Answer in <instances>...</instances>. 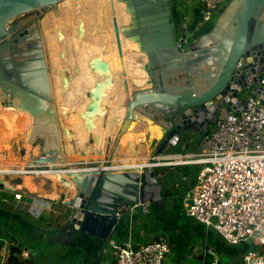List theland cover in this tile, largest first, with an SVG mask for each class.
Returning <instances> with one entry per match:
<instances>
[{"label":"water","instance_id":"1","mask_svg":"<svg viewBox=\"0 0 264 264\" xmlns=\"http://www.w3.org/2000/svg\"><path fill=\"white\" fill-rule=\"evenodd\" d=\"M60 1L0 0V103L3 100L5 106L26 112L32 119L29 142L38 145L39 158L28 161L26 166L66 174L61 183L70 187L74 195L64 200L70 214L63 231L69 230L73 239L94 242L101 250L128 216L137 215L145 205L161 202L163 185L148 165L111 169L113 151L102 166L80 172L69 168L65 161L41 26L43 12ZM120 1L130 14L122 33L146 55L143 70L149 80L146 86L136 88L132 98L129 96L114 147L124 133L140 122L161 125L164 146L175 143L171 139L178 140L182 131L196 134L199 143L210 121L197 112L205 109L206 103L231 92L230 85L235 81L241 89L246 88L247 75L237 79L233 75L245 58L253 57L255 64L264 63V26L263 30L256 27L258 17L264 16V0H231L214 24L200 29L189 43L184 39L178 42L176 0ZM91 67L103 73L109 69L101 60L92 62ZM232 92L237 96V91ZM95 99L97 104L98 96ZM219 109L220 106L211 107L209 111L217 113ZM201 118L204 121L199 125ZM0 190L13 191L3 181ZM138 204L142 207L117 214V207ZM246 243L250 245L252 241Z\"/></svg>","mask_w":264,"mask_h":264},{"label":"bare ground","instance_id":"2","mask_svg":"<svg viewBox=\"0 0 264 264\" xmlns=\"http://www.w3.org/2000/svg\"><path fill=\"white\" fill-rule=\"evenodd\" d=\"M60 3L56 15L43 17L42 35L48 57L57 119L60 125L64 121L68 122V125L62 126L63 133L60 131L64 142V158L67 163L77 161L79 157L86 161L91 160L93 156L104 159L108 156L109 150V146L106 147L107 140L114 139L118 132L126 113L129 96L132 98L136 88L146 86L149 80L148 73L143 70L146 55L140 52L135 41L126 38L122 33L130 22L128 19L130 14L124 11L123 4L119 3V0H62ZM227 5L222 7V11ZM263 26L264 16H259L256 20L257 30H263ZM181 39H183L181 36L178 37V42ZM184 46L185 43L181 45V49ZM129 51L134 52L129 53ZM65 54L67 58H65ZM95 60L106 62L109 66L108 71L103 73L93 70L91 63ZM67 65L70 68V73L66 69ZM67 85L71 86L67 88V93H64L63 89ZM72 87H76L77 91L72 90ZM132 90L133 92H131ZM96 96H98L97 104H95ZM1 103L0 117L4 121L8 136L12 135L15 129H22L24 141L27 144L30 143L32 128L30 115ZM72 104L75 105L77 115L80 112L82 114L85 112L89 115L88 120L92 121L95 116L93 127L96 129L93 132V145L90 144L87 137H82L79 134V120L73 123L69 115L67 117L68 107ZM87 131L90 132L91 129H87ZM161 136L160 125L138 123L119 141L121 146L122 144L126 145V152L115 153L112 161L120 159L123 162L122 166L138 167L140 164L136 166V161L140 160L145 153L139 152L141 145L147 138L156 140ZM26 150L28 151V149ZM35 156L33 155L32 158H37ZM24 157L26 156L24 155ZM26 158L28 159H22V162L17 164V159L3 157L0 153V181H3L9 188L13 189L14 186L17 189L20 188V184H12L5 176L27 174L24 166L30 157ZM13 165H18L20 168L15 169L11 167ZM120 167L115 166L117 170H120ZM89 168L91 167L73 170L80 172ZM34 174L44 176L54 183L58 181L61 183V179L66 176L64 171L52 169L35 170ZM23 179L25 186L30 191L38 192L37 181H33L36 178L25 175ZM66 188L70 190V187L66 186ZM70 195L72 194L70 193ZM51 197H57V194L54 192ZM121 207L125 206L117 207L116 210Z\"/></svg>","mask_w":264,"mask_h":264},{"label":"built area","instance_id":"3","mask_svg":"<svg viewBox=\"0 0 264 264\" xmlns=\"http://www.w3.org/2000/svg\"><path fill=\"white\" fill-rule=\"evenodd\" d=\"M194 1L195 18L187 24L191 19V1L187 4V0H176L177 10L184 8L178 10V20L186 43L192 41L200 29L210 26L230 0ZM243 74L247 75L246 88L241 89L236 81L230 85L237 96L232 91L220 95L197 112L210 121V125L197 150L184 161L197 166L198 172L195 183L182 197V208L185 217L215 231L229 245L255 240L264 247V63L255 64L253 57L245 58L233 73L235 79ZM249 89L248 95H241ZM218 106L217 113L209 111ZM199 120L200 125L204 120ZM171 140L176 142L177 139ZM14 197L20 201L23 194L15 191ZM135 207L142 205L121 207L117 214ZM142 209L148 212L147 205ZM108 245L107 251L115 256V264H165L171 252L165 233L143 243L109 238ZM213 264H218L217 260ZM240 264H264L263 251H248Z\"/></svg>","mask_w":264,"mask_h":264},{"label":"crops","instance_id":"4","mask_svg":"<svg viewBox=\"0 0 264 264\" xmlns=\"http://www.w3.org/2000/svg\"><path fill=\"white\" fill-rule=\"evenodd\" d=\"M161 128L163 127L161 126ZM196 137L195 141H192V139L190 141L180 136L175 143L164 146L162 135L156 140L147 138L144 144L141 145L139 152L145 153L140 160L136 161V166L140 164L138 167H142L145 166L144 164H149L150 170L155 171L157 178L163 185V198L161 202L148 204L147 213L140 211L137 215L131 214L128 216L125 224L116 227L110 238L117 241L132 240L136 243H143L165 233L171 248L165 264H189V255L197 249L198 241L201 239L209 240L212 233L219 238L222 244L219 248L210 245V243L208 246L205 245L204 253H201V255L208 253V247L211 248V254H213L215 260L221 259V256L228 253L227 249L233 247L232 245L226 243L216 232L206 228L203 224L185 217L183 213L182 197L195 183L198 172L197 166L184 162L197 150L198 136L196 135ZM111 151L114 152L113 154L125 153L119 149L118 145L116 147L112 145L108 154ZM35 157L37 158L33 159L30 156V160H38L39 153ZM76 162H70L69 168L99 167L104 163L103 159L91 164L87 161ZM122 164L123 162L117 159L115 162H111V167L112 169H116L115 166H121L120 168L130 167L122 166ZM8 180L12 184H20V190L15 188L16 186L13 187V191L0 190L6 196L0 204V264H8L10 258L13 260V264H46L48 259L45 258V254L52 253V249L55 248H59L60 252L56 258L52 259V264L116 263L115 256L107 251L109 248L108 241L106 247L104 245L99 250L94 242L87 243L80 238L71 241L67 237V240L62 241L59 240L62 235H59L60 238L54 239L58 230L62 234H69V230L63 231L68 224L70 214V209L64 204V200L73 197V190L70 191L65 188L66 191L58 186L45 190L41 183H37L38 192H32L25 186L24 179L20 183H15L11 177ZM21 190L24 192L22 193L23 198L17 201L14 198L15 191ZM54 192L57 197L52 198L51 195ZM19 217L26 220L27 223L21 222ZM57 243H60L61 246H56ZM216 253H219V255L216 256ZM198 255L197 253L194 259L202 264L197 257ZM234 255H237V252Z\"/></svg>","mask_w":264,"mask_h":264},{"label":"rangeland","instance_id":"5","mask_svg":"<svg viewBox=\"0 0 264 264\" xmlns=\"http://www.w3.org/2000/svg\"><path fill=\"white\" fill-rule=\"evenodd\" d=\"M72 1H75V0H72ZM191 1V5L189 6V10H190V16H191V19H189L188 21H187V24H191L192 22H193V19L195 18V7H196V5H194L195 4V1L194 0H187V4L189 3ZM119 3H121V4H123V8H124V11H126L125 10V4L123 3V2H121L120 0H119ZM229 2H226L225 3V5H227ZM60 2L57 4V6L56 7H48L47 9H46V11L45 12H43V14H42V18H41V26H42V19H43V17H45V16H48V17H50L51 15H56L57 14V10L59 9V6H60ZM178 10H184V8L183 7H179L178 8ZM31 14H33V13H31ZM218 16L219 15H217L216 16V18H215V20L218 18ZM27 17H29L28 15L27 16H25V17H19L17 20H21V19H24V18H27ZM30 18H32V15L30 16ZM29 18V19H30ZM128 19H130V17L128 18ZM215 20L212 22V25L214 24V22H215ZM27 23V22H26ZM22 25H24V24H22ZM124 25H125V23H124ZM9 27L11 26V25H8ZM178 34H179V37L182 35L181 34V31L179 30V32H178ZM124 38V37H123ZM126 39V38H125ZM131 44H132V42H131ZM136 51H137V47H136ZM130 52H134V51H129V53ZM65 58H67V55L65 54ZM66 69H67V71L70 73V68H69V66L67 65L66 66ZM72 76V75H71ZM72 77H74V76H72ZM69 86H71V85H67V86H65L64 87V89H63V91H64V93H67V88L69 87ZM72 90H74V91H77V88L76 87H72ZM250 89L249 90H245L244 92H242L241 93V95L242 96H246V95H248L249 93H250ZM131 92H133V90L131 91ZM131 95V94H130ZM76 109H75V105L74 104H72L70 107H68V114H67V117H68V115H69V118H71L72 119V121H73V123L74 122H76L77 120H79V122H78V124H80L79 126H80V130H79V134L82 136V137H87L88 139H89V141H90V144L91 145H93V140H94V138H93V132L95 131V129H96V127H93V124H94V117H93V121L92 120H88V118H89V115L88 114H86L85 112H83V114H82V112H80V113H78V115L76 114ZM98 121V120H97ZM68 125V122L66 121H64V123H62L61 125L59 124V127H60V130H61V132L63 133V128H62V126H64V125ZM3 127V128H2ZM120 127V126H119ZM5 128V126H4V121L2 120V118L0 117V147L2 148V150L0 151V153H1V156H3V157H9L10 159H17L16 160V163L18 164V163H21L22 161V159H28V158H26V157H30V156H33V155H36L37 153H39V150H38V145H36V146H33L31 143H26L25 141H24V136H23V133H24V131H22V129H15L14 130V132H13V134L12 135H10V136H8V134H7V131H6V128ZM87 129H91V131L89 132V131H87ZM119 129V128H118ZM4 131V132H3ZM118 131V130H117ZM116 135H117V132H116V134H115V136H114V139H112V140H107V143H106V147H108L109 146V150H110V148L112 147V145H113V143H114V141H115V138H116ZM163 135V134H162ZM182 137H185V139H188V140H190L191 141V139H192V141H195L196 140V135L194 134V133H188L187 131H182L181 132V138ZM95 139H97V138H95ZM112 141V142H111ZM145 142V141H144ZM111 143V145H109ZM108 144V145H107ZM117 145H118V147H119V149H121L122 151H124L125 152V150L127 149V147H126V145L125 144H122V146L120 145V144H118L117 143ZM30 148V149H29ZM26 149H28V151L26 150ZM32 149V150H31ZM108 150V151H109ZM25 151H27V152H25ZM14 154V155H13ZM17 154V155H16ZM33 154V155H32ZM24 155L26 156V157H24ZM21 156L23 157V158H21ZM95 157L93 156L92 158H91V160L89 161V160H87V163H89V164H91V163H93V162H95V161H97V160H99V159H102V158H100V157H97L96 156V158L94 159ZM33 159H35V158H33ZM79 160H77V161H83V162H85L86 160H84L83 158H81V157H79L78 158ZM107 159V157H105L104 159H103V161L104 160H106ZM20 161V162H19ZM28 161H30V159L28 160ZM70 161V160H69ZM76 162V161H75ZM76 163H78V162H76ZM11 167H14L15 169L16 168H20L18 165H13V166H11ZM35 168H30V167H27L26 165L24 166V170L26 171V172H29V173H27V174H20V175H17V176H13V175H9V176H5V177H7L8 179L11 177L12 178V180L15 182V183H20V182H22V179H23V177L25 176V175H29V176H31V177H33V178H36V179H33V181L34 182H36V184L37 183H41V185L43 186V188L45 189V190H50L51 189V187H53V186H55L56 185V187L58 186V187H60V188H66V186L64 185V184H62V183H60L59 181L58 182H52V180H49V179H46L44 176H41V175H37V174H32V172L33 171H35L34 170ZM73 169H75V168H73ZM41 176V177H40ZM66 177V176H65ZM64 177V178H65ZM46 181V182H45ZM59 183V184H58ZM62 186V187H61ZM19 190H20V188H19ZM20 193H24L22 190L21 191H19ZM4 198H6V196L5 195H3V192L2 191H0V204H1V200H3ZM15 198V197H14ZM215 232V231H214ZM213 234V235H212ZM210 236H209V240L208 239H201V240H199L198 241V243H197V249L196 250H193V252L189 255L190 256V261H188V263L189 264H199V261H197L196 259H194L195 257L194 256H196V254L198 253L199 255H201V253H204V249H205V245H209V243H210V245H213V246H216L217 248H219V246H221V241L219 240V238L214 234V233H212ZM217 237V238H216ZM104 245H105V247H106V245H107V241H105L104 242ZM56 246H61L60 245V243H57V245ZM55 246V247H56ZM209 248V251H207L208 253H212V251H211V248L210 247H208ZM262 248V249H261ZM262 250L263 251V253H264V247H262V246H260L259 245V243L257 242V241H255V240H253V242H252V244H247V243H241L240 245H237V246H233V247H230V248H228L227 249V252L228 253H226V255H224V256H221V260H222V262H223V264H238L240 261H241V259H242V256L245 254V253H247L248 251H259V250ZM260 250V251H261ZM48 251V250H47ZM59 252H60V250H59V248H55V249H52V253H50L49 254V252H48V254L46 255L45 254V258L46 259H48L46 262H48V263H46V264H52V262H53V258H56V256L57 255H59ZM235 252H237V255H234V253ZM241 252H244V253H241ZM195 254V255H194ZM243 254V255H242ZM216 256H218L219 255V253L217 254H215ZM232 256L231 258L229 257V256Z\"/></svg>","mask_w":264,"mask_h":264},{"label":"trees","instance_id":"6","mask_svg":"<svg viewBox=\"0 0 264 264\" xmlns=\"http://www.w3.org/2000/svg\"><path fill=\"white\" fill-rule=\"evenodd\" d=\"M18 218V217H17ZM20 218V220H21V222H23V223H27L26 222V220H24L23 218H21V217H19ZM54 235H56V234H54ZM59 235H62V237L60 238V236ZM58 236V237H57ZM66 236V237H65ZM67 237H68V240H70V238L72 239L73 237L72 236H70L69 234L68 235H66V234H62L61 232H60V230H58V232H57V235L56 236H54V239H56L57 240V238H60L59 240H62V241H64V240H67ZM74 240V239H73ZM72 241V240H71ZM262 249V248H261ZM260 249V250H261ZM259 250V251H260ZM16 252V251H15ZM15 252H13V253H15ZM260 252H262V250L260 251ZM198 257V259L201 261V263L202 264H213V262H214V257H213V254H211V253H206V254H204V255H198L197 256ZM217 262H218V264H223V262H222V260L221 259H219V260H217ZM8 264H13V260L10 258L9 259V263Z\"/></svg>","mask_w":264,"mask_h":264},{"label":"flooded vegetation","instance_id":"7","mask_svg":"<svg viewBox=\"0 0 264 264\" xmlns=\"http://www.w3.org/2000/svg\"><path fill=\"white\" fill-rule=\"evenodd\" d=\"M174 7H175V5H174ZM176 20H177V23H178V25H177V28H178V29H176V31H177L176 34H177L178 37H179V34H178V32H179V27H178V26H179V20H178L177 18H176ZM209 27H210V26H208L206 29H208ZM198 33H199V32H198ZM76 239H77V238H76ZM76 239H74V240H76ZM70 240L73 241V238H72V239L70 238Z\"/></svg>","mask_w":264,"mask_h":264}]
</instances>
